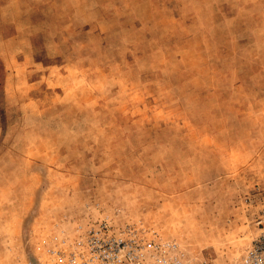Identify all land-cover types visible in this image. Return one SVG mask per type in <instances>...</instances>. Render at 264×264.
<instances>
[{
    "label": "rangeland",
    "instance_id": "374dc122",
    "mask_svg": "<svg viewBox=\"0 0 264 264\" xmlns=\"http://www.w3.org/2000/svg\"><path fill=\"white\" fill-rule=\"evenodd\" d=\"M264 208V0H0V264L102 218L238 264Z\"/></svg>",
    "mask_w": 264,
    "mask_h": 264
},
{
    "label": "built area",
    "instance_id": "2783aa9c",
    "mask_svg": "<svg viewBox=\"0 0 264 264\" xmlns=\"http://www.w3.org/2000/svg\"><path fill=\"white\" fill-rule=\"evenodd\" d=\"M255 225L256 237L238 264H264V208ZM61 243L48 249L49 264H209L194 262L175 239L161 238L140 225L117 226L107 218Z\"/></svg>",
    "mask_w": 264,
    "mask_h": 264
}]
</instances>
